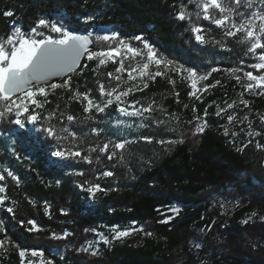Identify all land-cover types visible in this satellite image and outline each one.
<instances>
[{
	"label": "trees",
	"instance_id": "trees-1",
	"mask_svg": "<svg viewBox=\"0 0 264 264\" xmlns=\"http://www.w3.org/2000/svg\"><path fill=\"white\" fill-rule=\"evenodd\" d=\"M199 2L0 0V40L17 27L29 35L37 28L43 36L35 39H58L59 33L39 26L40 19H47L62 22L70 31L92 33L93 38L118 33L107 42L94 40L91 51L147 42L170 66L182 71L192 68L198 75L211 73L197 83V93L203 96L198 100L190 95L193 89L186 71L171 69L167 76L146 82L129 80L124 71L117 72L119 64L100 65L86 56L77 72L48 83L68 80L71 91L57 89L50 92L47 102L41 100L42 108L31 106L20 117L25 120L23 128L15 124L14 112L6 114L0 122V155L19 180L8 181L7 192L16 206L12 214L1 208L0 220L20 248L43 252V258L52 264H200L205 253L203 259L209 261L205 264L264 260V95L259 94L262 89L249 92L244 87L248 84L244 73L264 75V69L251 67L258 63L257 54L248 51L250 44L244 42V34L225 35L224 28L204 18ZM225 2L240 11L233 0ZM181 10L190 18L178 19ZM6 12L12 15L6 16ZM212 15L220 17L218 11ZM195 28L201 32L196 33ZM198 34L204 42L196 39ZM137 36L143 39H135ZM213 68L219 71L212 72ZM232 69L241 70L233 73ZM101 85L105 91L132 88V92L123 103L114 102L104 112H86L83 97L69 99L76 91L87 93L103 107L109 97L101 95ZM205 86H210L207 91ZM241 99L249 101L248 107ZM233 101V108L216 114ZM149 106L151 111L140 116H125L118 110L142 111ZM32 113L39 114L35 124L26 120ZM50 113L54 115L50 117ZM69 115L74 117L72 121L67 120ZM228 115L234 117L231 123ZM205 121L204 131L196 133ZM48 128L55 136L48 135ZM250 131H254L251 136ZM124 142L123 150L114 148L115 143ZM104 144L109 145L106 152L100 150ZM56 151L81 155L64 159L53 155ZM113 152L116 154L109 159ZM109 171L113 175H103ZM96 185L101 191L93 196L88 189ZM227 194L235 198L232 206L239 205L240 210L226 223L220 221V202ZM174 206L181 208L178 216L163 223L174 216L169 214ZM250 209L257 211L258 218L239 223L238 218ZM30 221L38 230L29 231L33 229ZM214 221L218 223L212 233ZM133 224L132 235L101 242L100 234L108 228L127 231ZM65 233L69 235L64 239L53 236ZM0 264H23L16 246L1 252Z\"/></svg>",
	"mask_w": 264,
	"mask_h": 264
},
{
	"label": "snow or ice",
	"instance_id": "snow-or-ice-1",
	"mask_svg": "<svg viewBox=\"0 0 264 264\" xmlns=\"http://www.w3.org/2000/svg\"><path fill=\"white\" fill-rule=\"evenodd\" d=\"M236 5L241 4V0H233ZM247 6H252V0H246ZM261 3H264V0H261ZM198 7L203 9L204 18L211 20L214 24L219 27L225 29V35L230 37H235L238 33L244 34V42H248L250 47L248 48L249 52L257 53V50H264V13L254 12L250 16L245 17L244 13L237 12L236 9L232 8L231 5L225 0H200L197 4ZM210 9H215L220 13V17L216 18L215 16L210 14ZM236 12V16L240 17V19H236L232 16V13ZM6 16L12 15L11 12L4 13ZM186 18H190L187 16V13L184 10H181L178 16V19L184 20ZM259 21L257 24L256 21ZM39 26L42 27H50L51 31L59 33L58 39H53L51 36H47L43 39H35V36H43L42 32L37 31V28L31 29V35L25 33L21 28L17 27L13 30L12 34L9 35L6 39L0 40V104H3V111H0V122L3 121L6 114L15 113L16 119L15 124L19 125L21 128L24 127L25 120H22L20 117L29 113V107L35 106L36 109L43 107V102L37 99V97H44V102H47V97L50 94L55 92L57 89L68 90L71 91V86L68 80H65L63 83H52L50 85L47 84V81L53 76H60L63 73L71 72L77 66L78 61L83 55H87L88 60L97 59L100 65H105L112 60V62H116L114 59V54L118 51L116 49H108L103 51H91L89 49V45L94 42L104 41L107 42L110 39L118 37V33L113 32L111 35L105 34L100 35L97 34L93 38L92 33L87 34H79L75 31H70L62 22L59 24L54 21H49L47 19H40L38 21ZM234 29V30H233ZM194 31L196 33H200V28H195ZM137 40H142L141 36L135 37ZM196 39L204 42V37L202 35H197ZM122 43V42H121ZM145 47L148 49L147 59L148 62L144 63L142 67L139 68V75L141 77L148 76L150 79H155L156 76L164 75L161 71L157 70L154 74L148 71L150 63L154 62L158 69L161 64V59L156 58V53L153 51L152 46L145 42ZM128 52L133 55V57L139 55V51L128 47ZM259 63L252 64L251 67L260 70L264 69V51H261L258 55ZM168 63H165V67L168 66ZM241 69H232L231 71L235 73L236 71H240ZM127 71L128 79L133 80L136 77L132 75L134 71H137L136 68H132L130 70L124 68L123 61H120V67L117 69V72ZM177 71H181V68H178ZM188 73L186 79H188L191 84V88L193 89L190 92V95L196 96L197 91V83L199 81H203L208 78V73L206 75H198L197 72L192 69H184ZM212 72H217L219 69L213 68ZM110 77H113L112 73H108ZM244 75L247 77V80L254 83H248L244 85L247 91L252 92L254 89H262L259 93L264 95V75H255L253 72H246ZM116 80H120V76L113 77ZM170 79V78H169ZM237 81L240 80V77H236ZM170 82L175 85V81L170 79ZM217 84L220 82L217 81ZM43 84V86H41ZM147 84L143 85L144 88H147ZM208 87L205 86L204 91H207ZM101 95H106L109 97L104 106L101 107L100 104L94 103L91 100L87 93H79L78 91L74 92L69 99L76 100L79 97H83V101H87V105L84 108L86 112H91L93 109L97 112H104L107 106L115 103H123L122 98L127 97L131 92L132 88H128L123 92H117L116 89L111 91H105L104 86H100ZM137 90L142 91L143 89L137 88ZM19 94V95H17ZM179 94L177 93V96ZM114 96V99L111 97ZM243 96V93H241ZM16 97V99H13ZM199 99V97H196ZM19 101V102H17ZM138 103V102H137ZM240 103L245 107H248L249 101L241 99ZM236 102L227 104V108H221L217 111V115H220L222 112H226L227 109H231L235 106ZM133 109L135 108V104L132 105ZM119 112L125 116H140L143 115L144 112H150L151 106L143 108L142 111H129L125 107H119ZM38 113L29 114L26 117V120L35 124L38 120ZM50 117L54 115V113L49 114ZM207 115V112H205ZM74 119L73 116H67L68 121H72ZM229 123L234 120L232 115H228L227 117ZM247 119V117H245ZM262 122H264V117H261ZM207 126V122L201 126L196 128V133H202L204 128ZM48 135L55 136V132L48 128L46 129ZM64 131H68L67 128ZM95 131V130H94ZM98 134V133H97ZM227 134V131H226ZM259 135V133H256ZM248 135L251 136L253 133L250 131ZM151 142L150 138H146ZM180 141H167V143H177ZM125 143H115L114 148L123 150L125 148ZM160 143H165V141H160ZM109 145L104 144L100 149L102 152H106L108 150ZM257 147H261V145H257ZM95 151V149H92ZM116 153L113 152L109 155V159ZM56 157L59 158H75L80 156L79 152H69L66 154L63 151H56L53 153ZM90 163L91 160L89 159ZM9 176H12L13 173L11 171L8 172ZM104 176L113 175L112 172H104ZM19 180L18 177H14ZM4 177L0 176V180H3ZM5 189L0 187V192H4ZM88 191L93 195L97 191H101L99 185H96L93 188H89ZM4 198L0 197V205H3ZM9 212L12 211L11 208L8 209ZM173 211L179 212V208H173ZM252 215H256V213H252ZM170 219V218H169ZM163 223H168L169 220L166 219L162 221ZM29 223L34 225V222L30 221ZM247 223V221H244ZM38 230V229H29V231ZM4 222L0 220V232H4ZM116 238L119 239L121 237L129 235L128 231H117ZM150 234V233H149ZM69 234L65 233L63 236H56L53 234L56 239H64L67 238ZM11 242V241H10ZM108 241L105 240V243ZM3 246V242L0 241V247ZM200 244H196V248H200ZM19 250V255L23 258L26 253L29 251L27 248H20V245H16ZM86 251L87 249H82ZM96 255L95 252L92 253ZM32 256H43V252L32 250ZM44 264V262H42ZM47 264H52V261H47Z\"/></svg>",
	"mask_w": 264,
	"mask_h": 264
},
{
	"label": "rangeland",
	"instance_id": "rangeland-1",
	"mask_svg": "<svg viewBox=\"0 0 264 264\" xmlns=\"http://www.w3.org/2000/svg\"><path fill=\"white\" fill-rule=\"evenodd\" d=\"M202 11H203V10H202ZM215 11H217V10H215V9H210V14L212 15V13L215 12ZM232 16H233V14H232ZM234 16H235V18L237 17L236 15H234ZM234 16H233V17H234ZM200 29H201V28H200ZM129 47H131V48H133V49H136L137 51H139L140 54L137 55V56H135V57H133V55H132L131 53L128 52V47H124V46H122V47L116 49V50H118V51L114 54V59H115V61H116L115 63H116V64H119V66H120V61H123V64H124V68H125V69L130 70V69H132V68H136L137 71H134V72L132 73V75H133L134 77H136V78L133 79V80L139 79V80H141V81L146 82V81L149 79V77H148V76H143V77H141V76L139 75V68L142 67V65H143L144 63H147V62H148V59H147L148 49L145 47V43H144V44L142 43V45L129 46ZM155 53H156V52H155ZM86 56H87V55H86ZM85 58H86V57H85ZM156 58H157V59H161L162 62H161V64L159 65V69H158L157 65H156L154 62L150 63V65H149V69H148V71H149L150 73H153V74H154L157 70H159V71H161L162 73H165L164 75H161V76H163V77L167 76L166 72H170V71H172L171 69H173L174 72L183 73L182 70H181V71H177V69L180 68V67H178V66H174V67H173V66L168 65L167 67H165V62H164V60H163L162 58H160L157 54H156ZM255 59L258 60V55H257V58L255 57ZM130 61H134V62H133L132 64H130V63H128V62H130ZM109 62H112V60H109ZM112 63H114V62H112ZM258 63H259V60H258ZM124 72L128 75V72H127V71H124ZM172 72H173V71H172ZM168 76H169V75H168ZM171 79H172V78H171ZM247 82H248V83H254V82H250V81H248V80H247ZM48 85H50V84H48ZM50 92H51V91H50ZM17 95H19V94H17ZM197 96L199 97L198 100H201L202 97H203V96H201V95H198V93H196V96H195V97H197ZM43 98H44V97H39V96L37 97V99L40 100V101H41ZM122 100H123V98H122ZM17 102H19V101H17ZM41 102H42V101H41ZM116 104H118V103H116ZM120 104H121V103H120ZM120 104H118V105H120ZM30 107H31V106H30ZM30 107H29V108H30ZM9 152H10V153L13 152V149H12L11 147H9ZM9 171H11V170L8 168L7 165L3 164V161H2V159H1V155H0V176H3V177H4L3 180H0V187H3V188L5 189L4 192H0V197H3V198H4V203H3V205H0V209L2 208V209H5L7 212H9L8 209L11 208L12 211L9 212V213L12 214V213L14 212V208H15V206H16V203L13 202V201L11 200V197H10V195H9L8 192H7V185H8V181H9V179H12L13 181H17V182H18V180L14 178V177H15L14 174H13L12 176H9V175H8V172H9ZM11 172H12V171H11ZM98 193H99V192L97 191V192H95L94 195H96V194H98ZM92 195H93V194H92ZM94 195H93V196H94ZM173 208H179V212L181 211V208L178 207V206H174ZM179 212L177 213V212L173 211V209H172V211H171L169 214H174V216H173V217H170V219H168V220L170 221V220L176 218V217L178 216ZM47 213H48V206H47ZM30 225H31V228H35V229L38 228V227L36 226L35 222H34V225H33V224H30ZM134 226H135V224H133L132 227H131L130 229H126V230L129 232V235H132V233L134 232V230H135V229H134ZM4 229H5L4 232H0V241L3 242V246L0 247V254H1V252L5 251V250H8V249H13V248H15V246H16L15 241H12V240H11V237L8 236L7 233H6V226H5V223H4ZM113 229H116L117 231H121V229H120L119 227H117V226L114 227V228H112V229H109V228H108L107 231L102 232V233L100 234L101 242L105 243V240L108 241L107 243H112V242H113V238H114V236L116 237V232L113 231ZM10 241H11V242H10ZM22 259H23V264H42V262H44V264H47V261H48V260L44 259L43 256H32V255H31V252H27L26 255H25Z\"/></svg>",
	"mask_w": 264,
	"mask_h": 264
},
{
	"label": "built area",
	"instance_id": "built-area-1",
	"mask_svg": "<svg viewBox=\"0 0 264 264\" xmlns=\"http://www.w3.org/2000/svg\"><path fill=\"white\" fill-rule=\"evenodd\" d=\"M237 6H238V8L240 10L239 12L244 13L245 17L250 16L254 12L264 13V3H261V0H252V6L251 7L247 6L246 0H241V4L237 5ZM256 22H257V24H259L258 20ZM261 51H264V50L258 49L257 53H255V54L259 55V53ZM226 131H228V130H226ZM253 132L254 131H252V133ZM234 199L235 198L232 195L227 194V197L223 198L222 201L220 202L221 203L220 207H221V209L223 211V218L220 221L227 223V220L232 218L233 214H235L238 210H240V208H238L239 205H237L236 207L232 206V203L234 202ZM238 200H239V197H236L235 201L238 202ZM216 204H218V202H215V205ZM243 206L244 205H242V207ZM252 213H256V215L253 216ZM258 216L259 215H258L256 210H254V209L251 210L250 209V210H247L246 212H244L242 214V216H240L238 218V222L242 223V224H249L252 221L256 220L258 218ZM263 219H264V217H263ZM244 221H247V223H244ZM217 223H218V221H214L212 223V226L210 227V230H211L212 233L216 232L215 230L217 228ZM218 236H220V235H217L216 237H218ZM261 246H264V243ZM256 248H258V247H256ZM210 252H211V254L214 253V251H212V250H210ZM205 254H207V253H205ZM204 255H203V258H204ZM203 258H201V263L200 264H205V263L209 262V261L204 260ZM243 264H264V260H256V259H252L251 260L250 259L248 261H245V263H243Z\"/></svg>",
	"mask_w": 264,
	"mask_h": 264
},
{
	"label": "water",
	"instance_id": "water-1",
	"mask_svg": "<svg viewBox=\"0 0 264 264\" xmlns=\"http://www.w3.org/2000/svg\"><path fill=\"white\" fill-rule=\"evenodd\" d=\"M79 34H82V35H83L84 33H79ZM92 47H93V43L89 45V49H92ZM85 57H86V55H83V56L80 58V60H79L78 63H77V66L75 67V69H74L73 71L63 73V74L60 75V76H53V77H51V78L47 81V84H48V83H51V82H53V81H55V80H58V79H64V78H66L69 74L74 73V72H77V71L80 69V67L82 66V63H83ZM42 85H43V84H42Z\"/></svg>",
	"mask_w": 264,
	"mask_h": 264
}]
</instances>
